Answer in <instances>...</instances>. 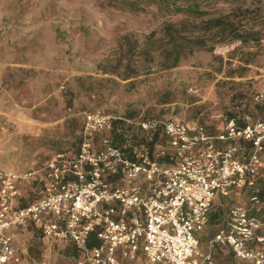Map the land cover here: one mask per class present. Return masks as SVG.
Segmentation results:
<instances>
[{
  "label": "rangeland",
  "instance_id": "1",
  "mask_svg": "<svg viewBox=\"0 0 264 264\" xmlns=\"http://www.w3.org/2000/svg\"><path fill=\"white\" fill-rule=\"evenodd\" d=\"M198 10L203 12L155 0H0V168L30 172L55 152L75 153L85 110L178 116L213 131L218 126L209 120L211 111L241 113L243 102V111L256 118L251 94L264 91V0H201ZM214 17L228 23L209 30L203 20ZM182 20L197 23L181 30H194L203 45H191L175 66L164 68L158 48L150 50L145 36L153 31L155 46L165 44L162 25ZM123 35L128 42H122L121 51L131 55L132 67L109 72ZM235 39L239 44L230 46ZM225 44L227 49L218 48ZM255 189L216 197V220L199 235L202 251L224 226L232 204L249 208L256 193L264 209V177ZM21 193L27 202L37 190ZM250 213L258 212L251 207ZM14 240L13 264H75L78 257L70 244L42 240L35 230L19 232ZM213 264L246 263L222 247Z\"/></svg>",
  "mask_w": 264,
  "mask_h": 264
},
{
  "label": "built area",
  "instance_id": "2",
  "mask_svg": "<svg viewBox=\"0 0 264 264\" xmlns=\"http://www.w3.org/2000/svg\"><path fill=\"white\" fill-rule=\"evenodd\" d=\"M251 103L256 118L211 111L215 132L178 116L82 111L75 153L55 152L30 172L0 168V264L16 260L11 229L70 244L75 264H213L219 246L234 259L264 264L256 193L249 208H228L205 250L199 244L213 200L256 191L264 177V91H254ZM22 185L37 190L33 200L21 201Z\"/></svg>",
  "mask_w": 264,
  "mask_h": 264
},
{
  "label": "trees",
  "instance_id": "3",
  "mask_svg": "<svg viewBox=\"0 0 264 264\" xmlns=\"http://www.w3.org/2000/svg\"><path fill=\"white\" fill-rule=\"evenodd\" d=\"M157 3L163 5V6H172L175 7L176 9H184L187 12H192L194 14H200L203 11L198 10V5L201 0H155ZM183 6V7H182ZM228 23L223 17H214V18H208L203 20V24L206 25L207 29L212 28H217L221 27L223 24ZM193 26L196 27L197 23L189 22L186 20H182L177 23H165L162 25L160 28V32L162 37L161 38H167L166 43L162 45H157L155 46V40H150V38L154 35V32L151 31L149 32L146 36L145 39L148 40L150 46V50H152L151 47L158 48V56L161 54V66L164 68H170L173 67L177 64L180 55L182 52H191L192 48L191 45H203V40L200 39L197 35H193V31H188V33H182L181 27L183 26ZM128 42V38L126 35H123L120 37V40L118 41V48L119 50L117 57L113 59V61L110 63V66L112 67L109 72H114L117 73L116 69L121 68L122 70L127 72L130 70L132 67L130 63V58L131 55L127 54L125 55V51H121L122 49V42ZM153 44V45H152ZM132 48V49H131ZM127 50L133 52L134 47L127 48ZM151 55L150 58L154 57L152 53L150 52ZM127 75H122V78H126ZM245 108V105L243 102H241L238 105V110L243 111ZM235 112V111H234ZM237 112V111H236ZM238 113V112H237Z\"/></svg>",
  "mask_w": 264,
  "mask_h": 264
},
{
  "label": "crops",
  "instance_id": "4",
  "mask_svg": "<svg viewBox=\"0 0 264 264\" xmlns=\"http://www.w3.org/2000/svg\"><path fill=\"white\" fill-rule=\"evenodd\" d=\"M213 132H215V129L213 130ZM25 190H27V188H26L25 186L22 185V186L19 187V191L23 192V191H25ZM21 192H20V194L23 195V193H21ZM215 199H216V198H215ZM215 199L213 200L212 206L214 205V201H215ZM214 209H215V208L212 209V207H211V211H210V214H209V217H208L207 224H208L209 222L213 221V220H216L215 215H214V214H215ZM256 215H259V213H257ZM207 224H206V225H207ZM25 230H29V229H11V230H10V233H11L12 236H13L14 244H15V240H14V239H15V237L18 235V233H19V232L22 233V232H24ZM215 231H216V230H215ZM215 231H214V233H215ZM257 232H258V231H257ZM214 233H213V234H214ZM213 234H212V235H213ZM212 235H211V236H212ZM211 236H210V237H211ZM208 239H209V238H208ZM208 239H207V240H208ZM42 240H43V239H42ZM15 247H16V246H15ZM218 250H222V247H220V246H219V247H216V250H215V253H214V254H217ZM16 254H18L17 247H16ZM243 262H245L246 264H251L250 262H247V261H243ZM10 264H13V262L10 263Z\"/></svg>",
  "mask_w": 264,
  "mask_h": 264
}]
</instances>
